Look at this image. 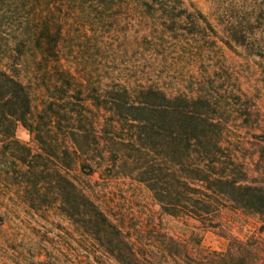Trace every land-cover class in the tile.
Listing matches in <instances>:
<instances>
[{
  "label": "trees",
  "instance_id": "obj_1",
  "mask_svg": "<svg viewBox=\"0 0 264 264\" xmlns=\"http://www.w3.org/2000/svg\"><path fill=\"white\" fill-rule=\"evenodd\" d=\"M205 1L220 31L184 0H0V264H264V87L217 62L264 65V0Z\"/></svg>",
  "mask_w": 264,
  "mask_h": 264
},
{
  "label": "rangeland",
  "instance_id": "obj_2",
  "mask_svg": "<svg viewBox=\"0 0 264 264\" xmlns=\"http://www.w3.org/2000/svg\"><path fill=\"white\" fill-rule=\"evenodd\" d=\"M185 5L187 7L192 6L194 9L199 11L204 16L210 18L211 23L215 26V28L220 31V28L217 26L216 21L211 17V10H210V4L205 0H184ZM218 65L219 67H223L224 69H228L230 73H232L233 78L237 80L239 85L243 89H249L253 91L254 93L256 91H259L261 93V88L264 87V65H262L261 61L258 59H249L242 57L238 53H234L231 51H228L224 47H222L221 52L218 54ZM264 93V90L262 91ZM239 136L238 133L235 132V129L233 130V137ZM15 137L18 141H20L23 144H26L31 149H35L36 145L32 139V137L29 135V133L21 126H18L15 131ZM235 139V137H234ZM237 146H234L236 148ZM97 179V176H95ZM121 190H125L126 187L117 188ZM132 195V190L125 193V200H120L121 203H125V205H129L134 213H139L141 207H135L129 203V199L132 200L130 197ZM138 200L141 202H148L150 203V200L148 199V193L143 190V188H140V192L138 193ZM116 198V197H115ZM117 199H113V201H116ZM142 200V201H141ZM239 228L236 227L235 232L237 233ZM249 229L248 227H245L243 229L244 234L246 230ZM241 234V235H242ZM203 244L206 247H209L214 250H223L226 246V242L224 239L218 237V235L213 231H207L203 234ZM9 262V261H8ZM10 263V262H9Z\"/></svg>",
  "mask_w": 264,
  "mask_h": 264
}]
</instances>
